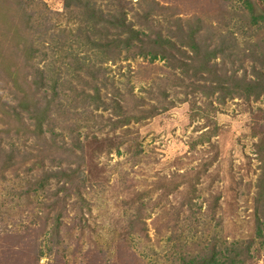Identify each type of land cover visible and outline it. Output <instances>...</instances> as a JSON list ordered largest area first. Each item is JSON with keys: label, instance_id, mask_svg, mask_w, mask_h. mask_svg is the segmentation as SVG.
I'll return each instance as SVG.
<instances>
[{"label": "rangeland", "instance_id": "rangeland-1", "mask_svg": "<svg viewBox=\"0 0 264 264\" xmlns=\"http://www.w3.org/2000/svg\"><path fill=\"white\" fill-rule=\"evenodd\" d=\"M248 2L0 0V264H264Z\"/></svg>", "mask_w": 264, "mask_h": 264}, {"label": "trees", "instance_id": "trees-1", "mask_svg": "<svg viewBox=\"0 0 264 264\" xmlns=\"http://www.w3.org/2000/svg\"><path fill=\"white\" fill-rule=\"evenodd\" d=\"M248 6H249V8L251 10L252 19H253V21L255 23H258L259 20H264V13L256 12V10L252 7V4L250 2H248ZM120 40H121V38H120ZM164 42L165 41H161V43H164ZM168 42H170V41H168ZM125 44H129V43H125ZM191 45H192V47L194 49H198L199 48L197 42H193ZM215 53H216V50L207 52L206 53V60L211 59L215 55ZM152 54H153L152 57L156 58V57H158L159 52L158 51H154ZM163 55L165 56V53H163ZM2 59H3V55L0 56V63H1ZM247 247L248 248L250 247L249 243L247 244ZM235 256H238V252H236V251L228 259V262L227 261H222L221 263H219V259H217L218 258V253L215 251L212 254V256L209 257V259L205 260L204 264H238V261L236 260Z\"/></svg>", "mask_w": 264, "mask_h": 264}]
</instances>
